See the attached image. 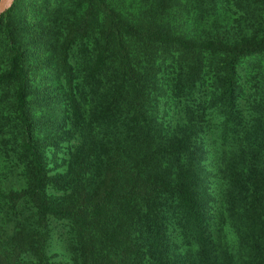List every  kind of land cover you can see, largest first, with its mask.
Listing matches in <instances>:
<instances>
[{
    "label": "trees",
    "instance_id": "16d2710c",
    "mask_svg": "<svg viewBox=\"0 0 264 264\" xmlns=\"http://www.w3.org/2000/svg\"><path fill=\"white\" fill-rule=\"evenodd\" d=\"M196 1L0 15V264H264V0Z\"/></svg>",
    "mask_w": 264,
    "mask_h": 264
},
{
    "label": "rangeland",
    "instance_id": "374dc122",
    "mask_svg": "<svg viewBox=\"0 0 264 264\" xmlns=\"http://www.w3.org/2000/svg\"><path fill=\"white\" fill-rule=\"evenodd\" d=\"M34 1H36V5L41 0H15L14 1V11L11 14L12 18L18 22L20 19V15L24 14L25 11H29V9L32 7ZM228 1V0H227ZM233 1V0H229ZM198 3L196 0H193V3ZM197 8V5H195ZM238 14L235 16H232L229 14V12L224 11L223 15H220V18L222 23L220 24H229L235 20L237 25L239 24L243 28L242 33L251 34L253 36L260 35L264 33V7H259L257 3L254 4L252 1L243 2L241 6L238 8ZM197 18L199 21V14L194 12L193 14V20L197 22ZM217 18V16L214 15V13L207 14L206 20L207 21H214ZM32 20H35L33 18ZM227 22V23H226ZM222 28H219L221 31ZM216 30V29H215ZM215 30L212 31V34L215 32ZM234 32V31H233ZM233 32L230 31L231 35H235ZM238 32V31H237ZM240 34V33H238ZM0 59V70H3L5 68V65L1 63Z\"/></svg>",
    "mask_w": 264,
    "mask_h": 264
},
{
    "label": "water",
    "instance_id": "95a60500",
    "mask_svg": "<svg viewBox=\"0 0 264 264\" xmlns=\"http://www.w3.org/2000/svg\"><path fill=\"white\" fill-rule=\"evenodd\" d=\"M15 0H0V15L7 11Z\"/></svg>",
    "mask_w": 264,
    "mask_h": 264
}]
</instances>
